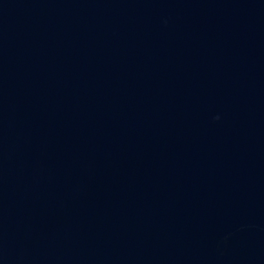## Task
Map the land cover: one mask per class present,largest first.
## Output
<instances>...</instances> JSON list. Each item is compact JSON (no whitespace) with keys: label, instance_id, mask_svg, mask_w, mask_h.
<instances>
[{"label":"water","instance_id":"obj_1","mask_svg":"<svg viewBox=\"0 0 264 264\" xmlns=\"http://www.w3.org/2000/svg\"><path fill=\"white\" fill-rule=\"evenodd\" d=\"M0 264H264V0H0Z\"/></svg>","mask_w":264,"mask_h":264}]
</instances>
